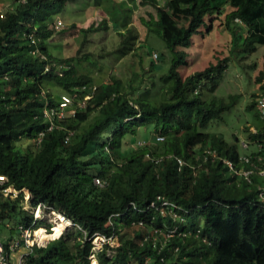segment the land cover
<instances>
[{
    "label": "trees",
    "instance_id": "trees-1",
    "mask_svg": "<svg viewBox=\"0 0 264 264\" xmlns=\"http://www.w3.org/2000/svg\"><path fill=\"white\" fill-rule=\"evenodd\" d=\"M68 1L0 0V173L8 178L0 185V243L10 264L15 241L14 250L26 249L23 264H90L93 257L98 264H264V174L257 159L264 156V123L256 110L262 123L248 132L244 153L213 131L211 122L239 97L207 96L228 58L189 69L185 51L202 26L212 27L205 18L227 7L222 24L232 56L264 45V0H135L141 24L173 58L169 65L150 58L146 66L141 50H151L139 43L141 72L127 86L113 75L97 82L79 71L83 59L97 64L87 54L74 61L52 53L47 42L65 28L50 18ZM108 15L78 30H106ZM111 22L122 36L120 52L132 51V29L124 34L118 19ZM149 66L159 75L143 84ZM263 78L264 55L259 87ZM62 94L71 101L59 115ZM254 96L246 109L258 91ZM242 169L251 172L245 177ZM8 184L16 196L3 193ZM24 189L31 208L40 204L69 218L81 238L53 236L26 246L24 229L43 220L24 208ZM96 234L117 244L106 240L93 250Z\"/></svg>",
    "mask_w": 264,
    "mask_h": 264
},
{
    "label": "rangeland",
    "instance_id": "rangeland-1",
    "mask_svg": "<svg viewBox=\"0 0 264 264\" xmlns=\"http://www.w3.org/2000/svg\"><path fill=\"white\" fill-rule=\"evenodd\" d=\"M6 1L8 2V0ZM117 1L124 5L122 9H118V2L114 0H100L98 4L94 0L68 1L61 11L50 18L54 22L53 26L55 28H65V30L62 34H54L53 39L47 43L52 53L59 57H72L75 61L76 58L87 54L88 57L96 59V65L83 59L81 60L82 64L78 66V70L81 72L88 70L95 78V81L99 82L113 75L121 79L124 86H127L134 76V71L141 72L138 61L140 49L137 48L139 43L146 41L145 48L151 50L150 55L147 51L141 50V53H143L142 62L146 66L150 62V58L154 63L158 59L160 61L163 60L165 65H169L173 54L165 46L160 36L151 32L141 24V20L139 19L140 5L138 3L136 5L135 0ZM158 2L161 4L163 0H158ZM229 9L228 7L225 8L224 12H228ZM106 13L109 14L108 29L102 30L101 32L92 31L87 34H83V32L78 30L81 26L85 27L91 23L95 24L105 17L107 15ZM111 13H114V15ZM225 13L207 16L205 20L212 23L210 30H207L206 26H202L201 32L192 36V44L185 50L188 52L186 68H203L211 61L216 62L218 59L228 58L227 66L222 72L217 87L213 91L207 90V96L227 98V95L232 93L238 94L239 97L236 104L223 113L221 120L211 122V129L217 134H221L228 144L236 145L240 153H244L245 150L241 146L248 142V132L255 131L256 127L262 123L260 119L256 118V103L250 110L246 109V105L252 99L255 100L254 93H257L259 89V81L256 79V75L262 64L264 45L258 44L253 51H248L246 54L237 53L232 56L229 44L230 34L224 29L222 24ZM113 17L116 20L118 19L122 24L120 29L124 31V34L127 33V29H132L134 35H136L131 45L132 51L130 50L127 54L120 52L122 47L120 40L122 36L118 34L117 28L111 22ZM73 23L74 27L71 26ZM154 53L157 54L155 55ZM86 65L88 69H86ZM148 68L143 78V84L149 83L150 75L155 77L159 75V71L150 70L152 69L150 66ZM80 104H82V101ZM235 136L237 140H235ZM24 191L25 199L23 206L25 209L33 212L34 209L30 206V192L28 189H24ZM16 194L13 193L12 197L16 196ZM57 214L56 211L41 209L37 218L42 219L43 224L39 229L43 228L48 232L53 230L55 220H59ZM112 219L120 220V217H113ZM29 231L31 235L28 237V244L41 245L34 241L35 230ZM78 231L79 229L74 223L66 222L65 229L58 237L62 235L67 241L73 242L81 238ZM3 234L4 229L2 230ZM22 235L26 236V233L23 232ZM1 239L2 237L0 236ZM100 242L98 237H92V243L95 246H99ZM110 243L112 245L117 244L115 237L112 238ZM25 251L26 249L20 246L11 252L10 257L17 263L19 254ZM94 262L98 264L93 257L90 264H94Z\"/></svg>",
    "mask_w": 264,
    "mask_h": 264
},
{
    "label": "built area",
    "instance_id": "built-area-1",
    "mask_svg": "<svg viewBox=\"0 0 264 264\" xmlns=\"http://www.w3.org/2000/svg\"><path fill=\"white\" fill-rule=\"evenodd\" d=\"M261 86L259 87V90H258V97H257V102H256V107H257V112H258V115L260 117V119L262 120V122L264 123V78L261 80ZM71 99L70 97L67 95V94H62L61 97H60V100H59V115L62 114V110L64 107H66L69 103H70ZM163 138L162 135L160 134H157L156 135V139H161ZM141 143V141H140ZM243 144V143H242ZM246 145L245 143L243 144V146ZM241 158L244 160V161H248V156H244L242 155ZM257 159L258 160H263V163H262V167L258 170V172L260 174H264V156H261V155H258L257 156ZM224 161L228 164V166L232 167V163L228 160V159H224ZM178 163H180V160H178ZM253 166H255L253 164ZM251 172V169H242L241 171H238V173H241L243 176L247 177L248 174ZM7 176L0 173V185L1 184H4L5 182H7ZM95 182L97 183H100L99 182V179L95 178L94 179ZM2 191L5 195L7 194H12L16 192L18 193L19 190H16L12 185L8 184L6 185L5 187L2 188ZM169 202L166 201V200H163L162 201V204H168ZM34 211H33V214H34V218H37L39 216V213H40V210L43 209V207L38 204L36 207L33 208ZM53 212H55V210L53 209H49ZM58 213V212H57ZM57 215H59V217H62L64 221L68 222V223H72V221L65 217L64 215H60V213H58ZM109 222H111V219H109ZM35 230V229H33ZM26 233V236H24V243L26 246H29L28 244V237H30V231L29 229L25 228L24 231ZM96 237L99 238V240L101 241L99 246H95L93 244V250H97L101 247V244L102 242L108 240V241H111L112 240V237H105L104 235H101V234H96L95 235ZM94 236V237H95ZM18 245V242L15 241L14 243H11L10 244V251L14 250ZM23 256H24V252L20 253L19 254V259H17V263L16 264H23ZM92 256V255H91ZM0 264H10V261H9V256H8V253L5 251V248L3 247V245L0 243Z\"/></svg>",
    "mask_w": 264,
    "mask_h": 264
},
{
    "label": "bare ground",
    "instance_id": "bare-ground-1",
    "mask_svg": "<svg viewBox=\"0 0 264 264\" xmlns=\"http://www.w3.org/2000/svg\"><path fill=\"white\" fill-rule=\"evenodd\" d=\"M58 218H59V220H55V224H54L53 230L51 232L41 230V229H39V227L36 228L34 231L35 232L34 233V236H35L34 241L43 245L51 237H53V236L58 237V235L60 233H62L66 227V221H64L62 217H59V215H58ZM94 264H96V263L94 262Z\"/></svg>",
    "mask_w": 264,
    "mask_h": 264
}]
</instances>
